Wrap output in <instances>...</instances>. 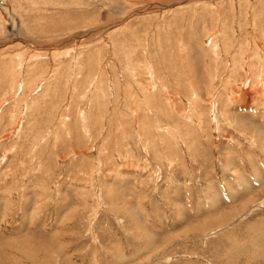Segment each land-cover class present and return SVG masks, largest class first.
Segmentation results:
<instances>
[{"label": "rangeland", "instance_id": "374dc122", "mask_svg": "<svg viewBox=\"0 0 264 264\" xmlns=\"http://www.w3.org/2000/svg\"><path fill=\"white\" fill-rule=\"evenodd\" d=\"M0 83V264H264V0H0Z\"/></svg>", "mask_w": 264, "mask_h": 264}, {"label": "bare ground", "instance_id": "6f19581e", "mask_svg": "<svg viewBox=\"0 0 264 264\" xmlns=\"http://www.w3.org/2000/svg\"><path fill=\"white\" fill-rule=\"evenodd\" d=\"M184 7V6H183ZM251 45H252V43H251ZM253 51H254V49H253ZM251 66V65H250ZM223 68V67H222ZM220 77H221V75H220ZM1 84V83H0ZM190 85V84H189ZM193 85V84H192ZM4 87V86H3ZM191 89H193V87L190 85L189 86V88H188V90H191ZM232 89V88H231ZM195 95V94H194ZM193 96V95H192ZM191 97V96H190ZM194 98V97H193ZM213 98V97H212ZM234 99V98H233ZM163 100V99H162ZM195 101V100H194ZM193 101V102H194ZM191 104V103H190ZM196 107V106H195ZM200 107V106H199ZM217 107V106H216ZM196 108H198V107H196ZM156 110V109H155ZM199 112V111H198ZM195 119V118H194ZM197 119V118H196ZM143 144V143H142Z\"/></svg>", "mask_w": 264, "mask_h": 264}]
</instances>
